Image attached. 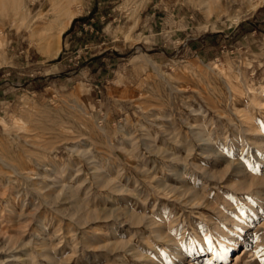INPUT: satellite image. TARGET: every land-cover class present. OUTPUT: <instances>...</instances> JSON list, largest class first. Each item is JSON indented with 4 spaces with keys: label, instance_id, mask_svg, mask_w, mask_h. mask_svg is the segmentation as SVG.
I'll use <instances>...</instances> for the list:
<instances>
[{
    "label": "rangeland",
    "instance_id": "obj_1",
    "mask_svg": "<svg viewBox=\"0 0 264 264\" xmlns=\"http://www.w3.org/2000/svg\"><path fill=\"white\" fill-rule=\"evenodd\" d=\"M52 2L0 0V264H264V0Z\"/></svg>",
    "mask_w": 264,
    "mask_h": 264
},
{
    "label": "bare ground",
    "instance_id": "obj_2",
    "mask_svg": "<svg viewBox=\"0 0 264 264\" xmlns=\"http://www.w3.org/2000/svg\"><path fill=\"white\" fill-rule=\"evenodd\" d=\"M72 2H73V0H53V2H52V4H53V8H54V10L56 11V12H58V13H60V16H62V22H63V26L65 27V25H67L69 22H70V20H71V18H72V16L74 15L72 12H71V6H72ZM2 6V5H1ZM63 27V28H64ZM43 51V50H42ZM57 51V50H56ZM59 51V50H58ZM44 52H46V51H44ZM52 51H50V53H51ZM54 52V51H53ZM47 53H48V51H47ZM56 53V52H55ZM52 54H54V53H52ZM251 91H252V88L250 87L249 88ZM233 90V89H232ZM231 90V91H232ZM231 98H233V96L231 95ZM263 103H261V101L258 99V97H257V95L256 94H254L253 96H251V102H250V104H249V107H251V108H256V106H261ZM243 111V110H242ZM241 111V112H242ZM264 111V110H263ZM249 117V116H248ZM252 120V119H251ZM250 120V121H251ZM249 121V122H250ZM253 123V122H252ZM247 128H248V132L249 131H252V132H254V134H255V136H254V143L256 144V146H259V147H261V148H263L264 149V142H261V141H259L260 140V138H261V136H262V130L260 129V128H257V127H253V124H248V126H246ZM261 127V126H260ZM241 135V134H240ZM199 137V136H198ZM241 138H242V136H241ZM263 139V138H262ZM261 139V140H262ZM201 140V139H200ZM203 140H206L207 142H210V138L208 139V138H204ZM202 140V141H203ZM243 140V139H242ZM205 141V142H206ZM244 141V140H243ZM211 143V142H210ZM209 143V144H210ZM208 144V145H209ZM212 145H214V143H211ZM243 144H245V143H243ZM241 145V144H240ZM210 146V145H209ZM214 147V146H213ZM208 149V148H207ZM212 149V148H211ZM260 149V148H259ZM202 150V149H201ZM204 150H205V147H204ZM211 151V150H210ZM218 151V150H217ZM264 151V150H263ZM203 153V152H202ZM206 153H207V151H206ZM213 153V152H212ZM204 155V154H203ZM205 155H208V154H205ZM206 157V156H205ZM207 157H209V158H207V159H210L211 157H212V155H209V156H207ZM260 158V157H259ZM246 159V158H245ZM214 161H216L217 163H218V161L220 160V156H218V155H215L214 156V159H213ZM223 160V159H222ZM229 160V159H228ZM225 161V160H224ZM248 161V160H247ZM261 161H264V159H262V158H260V162ZM245 162V161H244ZM193 163V162H192ZM225 163V162H224ZM226 164V163H225ZM243 164V163H242ZM191 165V164H190ZM214 165H216L215 163H214ZM233 165H235V164H233ZM232 165V163H227V165H226V170H230V169H233L234 171H235V176L236 177H241L242 178V182L240 183V186H239V189L241 190V192H242V190L244 189H248V188H250V186H252V182H250L249 180H248V178H247V176H248V172H245V168L244 167H247V165L246 164H243V165H241V164H238V165H235V166H233ZM250 165V164H249ZM198 166V165H197ZM260 166V165H259ZM196 167V166H195ZM249 167V166H248ZM200 168V167H199ZM202 168V167H201ZM203 168H204V166H203ZM208 168V167H207ZM216 168V167H215ZM198 169V168H197ZM248 169V168H247ZM195 170V169H194ZM32 171V170H31ZM30 171V172H31ZM200 171V170H199ZM198 171V172H199ZM34 172V171H33ZM32 172V173H33ZM197 172V171H196ZM202 174H207V175H210V172H209V170L208 169H203V173ZM201 174V175H202ZM253 174V173H252ZM252 174H250V175H252ZM249 175V177H251ZM23 176H24V174H23ZM26 177H28V175L26 174L25 175ZM203 176H205V175H203ZM234 176V175H233ZM234 176V177H235ZM31 177V176H30ZM195 177V176H194ZM255 177V176H254ZM191 178V177H190ZM203 178H205V177H203ZM207 178L209 179V177L207 176ZM263 178H264V176H263ZM263 178L261 179V177L259 178V179H257V181H256V185H257V187H260V188H263L261 185H263ZM205 181H206V179H205ZM203 186V185H202ZM205 186V185H204ZM203 186V187H204ZM202 187V188H203ZM205 187H207V186H205ZM253 187V186H252ZM238 188V187H237ZM191 189V188H190ZM192 189H193V187H192ZM206 189V188H205ZM239 189H237V190H239ZM253 190V189H252ZM251 190V191H252ZM263 189H256V190H253V193H255L256 195L257 194H259V196H260V198H259V200L262 202V198H261V195H262V197H264L263 196V191H262ZM196 191H195V189H194V191H193V193H195ZM241 192H239V193H241ZM195 196H197V194H194ZM255 196V195H254ZM257 198V197H256ZM264 199V198H263ZM252 201V200H251ZM255 202V201H254ZM253 202V203H254ZM263 203V202H262ZM261 207V206H260ZM257 210L258 209H255V208H253V205L251 204L250 205V207H249V210H248V213L247 214H243V216H248V217H250V220L251 219H255V218H257L258 217V212H257ZM239 215V214H238ZM238 215H236L235 214V216H234V218H233V222H234V224L236 223H239V216H242V214H240L239 216ZM229 218H227L226 220H228ZM230 220V219H229ZM228 220V221H229ZM247 220V219H246ZM250 222V221H249ZM170 224H171V222H170ZM232 224V223H231ZM248 224V223H247ZM240 225V224H239ZM246 226V225H245ZM43 227L45 228V225H43ZM229 234V233H228ZM38 235H41L40 233L38 234ZM41 236H43V235H41ZM39 237V236H38ZM228 238H229V240H230V237L229 236H227ZM43 238V237H42ZM40 239V238H39ZM45 240V239H44ZM46 241H42V243L43 244H46L45 243ZM42 244V245H43ZM178 255V254H177ZM180 255H182L181 254V252L179 253V255H178V257L180 256ZM183 259V258H182Z\"/></svg>",
    "mask_w": 264,
    "mask_h": 264
},
{
    "label": "crops",
    "instance_id": "obj_3",
    "mask_svg": "<svg viewBox=\"0 0 264 264\" xmlns=\"http://www.w3.org/2000/svg\"><path fill=\"white\" fill-rule=\"evenodd\" d=\"M261 11H263V9H261L260 10V13H261ZM75 22V25H74V27H73V29H71L69 32V35H72V36H76V34L77 33H82L83 32V29H81V28H78V24H79V22L78 21H74ZM79 29V31L77 32V30Z\"/></svg>",
    "mask_w": 264,
    "mask_h": 264
}]
</instances>
